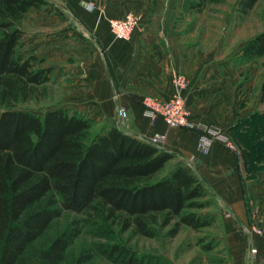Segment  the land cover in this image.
<instances>
[{
	"label": "trees",
	"instance_id": "obj_1",
	"mask_svg": "<svg viewBox=\"0 0 264 264\" xmlns=\"http://www.w3.org/2000/svg\"><path fill=\"white\" fill-rule=\"evenodd\" d=\"M195 1L198 6L206 2ZM258 1L236 4L246 14ZM48 5L46 0H0V264H91L88 250L73 262L67 254L93 218L118 220L122 231L146 238L165 228L174 237L182 226L207 227L208 216L199 212L210 204L196 174L177 161L162 175L173 154L112 124L95 129L94 120L67 108L42 115L20 108L49 76L20 53L25 34L19 23L30 10ZM241 51L249 61L263 57L264 32ZM259 91L264 102V77ZM259 116L264 120V114ZM245 121L230 134L235 141L245 138L247 162L255 167L264 157V143L253 150L250 135L238 128ZM64 213L83 219H74L71 231L49 237ZM98 246L95 251L114 264H163L159 257L139 255L122 244Z\"/></svg>",
	"mask_w": 264,
	"mask_h": 264
},
{
	"label": "crops",
	"instance_id": "obj_2",
	"mask_svg": "<svg viewBox=\"0 0 264 264\" xmlns=\"http://www.w3.org/2000/svg\"><path fill=\"white\" fill-rule=\"evenodd\" d=\"M46 1L60 15L49 14L48 24L62 29L58 42L62 53L56 58L69 64L68 72L61 77L63 85L69 82L68 103L96 123H119L118 110L123 109L120 127L125 134L145 142L162 136L157 148L174 155L166 167L169 169L175 161L186 165L220 205L228 235H242L240 230L252 223L248 212L257 209L256 200L264 196V166L252 167L247 162V152L241 148L234 151L214 142L207 151H200L198 145V130L211 128L220 130L235 144L231 128L247 116L251 106L248 101L239 103L233 72L208 67L207 57L198 49L180 44L174 33L173 3L165 6L159 0L155 4L151 0ZM90 4L92 10L87 9ZM130 13L138 17L137 27L128 40L115 38L109 21L123 19ZM67 25L84 29L79 33L85 41L64 31ZM179 74L188 80L181 95L192 129L171 128L161 118L150 119L144 114V97L169 99L174 93L173 79ZM242 89L250 100L251 92ZM244 240L238 239L237 249L245 254L248 246ZM254 244L256 250L249 247V252L255 250V262L264 264V242L255 239Z\"/></svg>",
	"mask_w": 264,
	"mask_h": 264
},
{
	"label": "rangeland",
	"instance_id": "obj_3",
	"mask_svg": "<svg viewBox=\"0 0 264 264\" xmlns=\"http://www.w3.org/2000/svg\"><path fill=\"white\" fill-rule=\"evenodd\" d=\"M151 1L152 4L158 2V0ZM159 1L165 6L173 3L174 33L180 44L185 43L184 46L194 47L196 51L198 49V53L207 57L206 65L208 67L228 68L237 77L239 103L243 104L248 101L251 108L249 110L248 106L247 116L238 119L233 127L238 126L237 124L246 119L238 128L242 129V133L246 132L250 135L251 140L249 141L252 142L254 151L256 147H262V143H264V120L259 115L264 114V102H260L259 88L264 77V56L249 61L243 57L241 50L249 40L264 32V0H259L246 14L240 13L236 4L237 0H206L199 6L195 5L197 2L195 0ZM49 14L60 16L59 13L57 15L54 12L53 7L47 6L30 10L19 23V28L25 34L19 44L20 53L24 58L32 59L33 69H45L49 76V81L38 88L36 96L20 105V108L28 109L36 115H42L44 111L56 107L67 108L70 112L77 111V108L74 109L68 103L67 88L69 82L67 81L65 85L61 82L63 73L68 72L69 64L67 61L56 58L62 53L60 50L62 47L58 43L62 29L53 24H48ZM129 15L138 19L132 13L123 19ZM62 20L64 21L63 18ZM136 27L137 25L134 29ZM63 30L71 32L72 35L77 36L83 42L85 41L79 33V31H85L84 29L67 25ZM244 87V92L245 90L251 92L250 100L243 93L242 88ZM145 98L155 97L145 96ZM82 115L87 118L85 114ZM120 122L121 118L119 123L112 125L121 130ZM106 123L110 124L109 122ZM102 124L104 123H97L95 129ZM257 134L260 135V139L259 137L254 138ZM159 142L148 143L156 146ZM234 142L236 146L231 141L235 151L241 148V150L244 149L243 153H250V149L243 145L246 142L245 138L240 141L234 140ZM256 158L259 159V156ZM258 165L264 166V157L255 161L254 166ZM167 170L168 167L165 168L162 175ZM206 200L210 205L199 213L208 216L209 225L198 231L182 226L174 237H169L168 228L161 229L155 238H146L133 233L131 230L122 231L118 220L112 222L98 218L88 219V224L84 223L78 238L68 250V261H75L81 251L88 250L93 254L91 264H114L96 252L99 248L98 244L107 246L122 244L139 255L159 257L163 264H255L257 252L252 254L251 251L249 252V247L255 246V239L264 242V196L256 200L257 209L254 208L248 212L250 221L259 225L263 233L262 236L257 234L250 236L245 227L240 230L243 236L228 235L225 226L226 221L220 214V205L208 192ZM74 219L81 220L83 216L64 213L61 218L54 222L48 236H57L65 230L71 231ZM240 238L245 239L248 253L244 254V251H238L237 241Z\"/></svg>",
	"mask_w": 264,
	"mask_h": 264
},
{
	"label": "built area",
	"instance_id": "obj_4",
	"mask_svg": "<svg viewBox=\"0 0 264 264\" xmlns=\"http://www.w3.org/2000/svg\"><path fill=\"white\" fill-rule=\"evenodd\" d=\"M89 10L93 9L92 5L87 6ZM111 33L117 37V39H129L134 27L138 25V19L129 15L123 20H113L109 22ZM174 93L168 100H159L155 98H145L142 101L144 108V114L150 119L161 118L164 123L171 128H194L188 121V111L181 95L182 91L188 87V80L185 75H176L173 79ZM123 114V109L118 110V121ZM199 131V150L207 151L214 142H220L227 147L235 151L230 139L223 135L220 130L200 129ZM162 136H155L153 141H162ZM246 232L249 234H257L262 236V231L257 228V225L252 222L249 226L245 227ZM252 254H255V250H251ZM257 264V263H255Z\"/></svg>",
	"mask_w": 264,
	"mask_h": 264
}]
</instances>
